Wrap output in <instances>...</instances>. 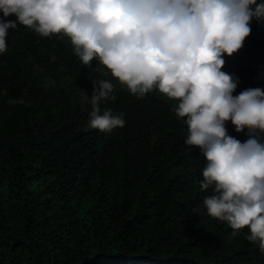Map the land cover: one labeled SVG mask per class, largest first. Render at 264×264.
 <instances>
[{"label": "trees", "instance_id": "trees-1", "mask_svg": "<svg viewBox=\"0 0 264 264\" xmlns=\"http://www.w3.org/2000/svg\"><path fill=\"white\" fill-rule=\"evenodd\" d=\"M250 24L242 48L224 54L223 70L238 78L234 94L264 89V16ZM8 32L0 53V264H264L247 227L233 236L228 222L197 207L206 158L185 144L175 98L158 89L133 95L96 58L85 65L63 34L23 24ZM98 78L112 79L116 91L102 109L125 114L112 132L87 126ZM226 127L249 138L231 120Z\"/></svg>", "mask_w": 264, "mask_h": 264}, {"label": "clouds", "instance_id": "clouds-1", "mask_svg": "<svg viewBox=\"0 0 264 264\" xmlns=\"http://www.w3.org/2000/svg\"><path fill=\"white\" fill-rule=\"evenodd\" d=\"M0 12V53L18 24L63 34L85 65L96 58L133 95L158 89L175 98L185 144L206 158L197 207L228 222L233 236L247 227L246 238L264 252V89L234 94L238 78L222 67L224 54L242 48L250 21L264 16V0H0ZM91 81L87 126L123 127V112L101 107L115 99L113 80ZM229 120L249 138L230 135Z\"/></svg>", "mask_w": 264, "mask_h": 264}]
</instances>
